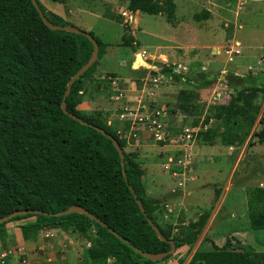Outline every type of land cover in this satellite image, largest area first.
<instances>
[{"label":"trees","instance_id":"16d2710c","mask_svg":"<svg viewBox=\"0 0 264 264\" xmlns=\"http://www.w3.org/2000/svg\"><path fill=\"white\" fill-rule=\"evenodd\" d=\"M50 1L65 5L70 0ZM121 1L132 14H165L168 20L175 17L174 0ZM37 2L50 22L67 26L62 17L47 11L40 0ZM203 16L208 19L210 13ZM120 19L113 20L123 26L122 46L137 48L139 44L130 27ZM89 34L99 44V57L73 83L66 98L67 110L115 138L123 149L125 168L112 140L71 119L62 110L67 86L91 58L93 43L82 35L49 29L32 0H0V219L15 211L41 212L14 217L1 224L0 238H6L7 226L14 223L25 241L45 231L83 237L89 245L84 250L86 264H155L158 262L147 260L135 248L159 254L169 251L171 245L159 239L136 200L141 201L147 217L164 237L175 242L176 250L197 242L208 216L181 227L176 234L164 229L157 219L162 200L147 195L139 155L126 150L119 127L114 130L102 114H88L80 109L107 47L94 34ZM173 67L178 66L161 65L152 74L194 88L195 91H180L175 104L185 120L197 117L192 127L202 126L197 135L198 144L243 146L261 113L264 69L255 75L229 73L224 82L241 90L230 103L205 107L207 113L200 124L206 102L203 105L198 102L197 92L214 88L219 75L201 72L190 77L175 72ZM134 73L142 74L138 80H132L139 83L147 71ZM109 77L117 78L115 74ZM100 87L103 91L110 89L109 85ZM167 108L174 116L171 106ZM212 119L217 125L210 126ZM259 123L261 129L254 137L264 145V114ZM72 206L82 207L95 219L81 214L57 215ZM247 206L250 228L264 230V188L248 192ZM209 242L210 248L197 251L190 264H264V251L243 247L235 237H227L222 246Z\"/></svg>","mask_w":264,"mask_h":264},{"label":"rangeland","instance_id":"374dc122","mask_svg":"<svg viewBox=\"0 0 264 264\" xmlns=\"http://www.w3.org/2000/svg\"><path fill=\"white\" fill-rule=\"evenodd\" d=\"M40 2L47 11L62 17L67 26L87 33L91 32L107 45L98 65L106 72L126 76L130 73L132 61L136 62L138 56H141L145 62L148 61L150 68H160L161 65L166 64L182 66L185 68L183 74L190 77L205 72L218 74L222 78L224 72L229 70L238 75H248L257 74L264 69V41L259 45L258 50L249 56L242 50L243 44H241V35L245 36V39L251 37L247 41L248 44L263 39L264 0H174L176 11L172 20H168L165 14L151 16L138 13L132 16L127 4L121 0H70L65 5L50 0H40ZM205 13H210L208 19L204 18ZM107 17L121 18L122 23L128 24L139 46L135 49L123 47V26L115 20L104 19ZM110 75L114 74H108ZM141 75L131 74L130 78L138 80ZM223 88L221 82L219 89L224 91ZM182 90H194V88L184 83L169 81L163 83L158 90V103L162 106H171L174 111L170 121L172 135H176V132L184 126H192L197 119L190 117L185 120V116L176 111L175 103ZM231 90L232 101L241 88L231 87ZM197 93L198 102L203 105L210 98L211 88ZM260 106L259 119L250 138L243 146L200 145L202 148L199 151L205 154L198 155L195 152L197 156L194 158L193 169L198 170L197 158H205L201 161L207 163L208 168H200L195 173L198 180L194 183L189 182L185 188L183 186L180 188L177 182L171 183L169 180L170 190L161 199L162 204L157 213L159 224L176 234L181 227H187L202 217L208 216V219L194 245L176 250L169 259L155 264H190L197 251L210 248L209 241L222 246L229 236L236 237L243 247H251L257 252L264 251V230L254 231L250 228L247 206L248 192L258 187L264 188V145L259 144L254 137L261 129L259 121L264 114V95H261ZM205 107L204 105L205 111L200 124L203 123L207 113ZM122 109L115 110L114 118L103 117L107 123H111L114 130L116 127L118 129L114 120H117ZM94 113L102 114L98 111ZM215 125L217 122L212 119L210 126ZM207 128L208 126L205 127ZM119 136L124 138L123 135ZM129 153H137V150ZM155 164L158 175L164 176L161 162ZM147 171L150 172L149 169ZM151 179L147 176L145 180L149 195L161 198L163 194L157 193L158 190L152 185ZM228 183L230 185L227 190ZM172 189L174 192H171ZM224 193H227V196L220 207L221 213L213 221L211 216L214 207L219 206ZM201 196L202 203L195 202ZM196 204L200 205V209L195 207ZM237 218H240L239 224L236 223ZM229 221L233 224H229ZM243 225L246 226L247 233H236V235L232 233L237 230V226ZM241 230L245 229L240 228L239 231ZM76 236L74 238L79 247L76 255L79 256L81 250H86L89 245L83 237ZM71 239L73 238L63 239V242L69 246ZM66 249L67 247L64 248L65 251ZM42 252L36 250L40 258H44L47 264H52L54 256L51 252L48 250Z\"/></svg>","mask_w":264,"mask_h":264},{"label":"crops","instance_id":"0c3cea01","mask_svg":"<svg viewBox=\"0 0 264 264\" xmlns=\"http://www.w3.org/2000/svg\"><path fill=\"white\" fill-rule=\"evenodd\" d=\"M244 3V1H242ZM138 14V13H136ZM133 16L134 14L131 13ZM106 20L114 21L112 17H107L104 18ZM235 33L237 34L238 32L236 29L234 30ZM235 36V35H234ZM237 36V35H236ZM248 39H251V37L245 39V36L241 35V44H243V51L249 56L252 55L253 53L258 50L259 45L263 43V39L260 38L259 40H254L251 44H248L247 41ZM246 43V44H244ZM239 45V44H238ZM239 52V51H237ZM135 62L132 61L130 65V73L126 76L122 75H117L116 73L113 72H106L102 70V66H99L97 68V71L95 73V79L92 83H90L86 90L87 92L85 93L83 103L80 106V109L88 114H93L95 111L101 112L102 117L104 118H114L115 116V110L117 108H125V107H132L136 106L137 100L139 97V92L137 89H135L132 78H130L131 74H135L134 72L136 70L133 69V65ZM126 65V63H124ZM263 69H261L262 71ZM147 71V70H146ZM148 72V71H147ZM255 72V71H254ZM260 72V71H259ZM225 75L221 78L219 77L218 81L219 84L221 82L223 83V87L225 88L228 86L229 91L232 93L231 86L227 84L226 82H223L226 76L229 73H233L230 70L224 72ZM108 74H115L117 75L116 80L113 78L109 77ZM147 74V73H146ZM237 76H245V75H238L236 73H233ZM255 75V73H252ZM221 81V82H220ZM115 83V84H114ZM138 83V82H136ZM101 85H109L110 89L107 91H103V88H101ZM100 87V88H99ZM138 88V87H137ZM231 101V99L229 100ZM172 116L169 121H171ZM114 123L116 126L119 128H122V124L120 121L115 119ZM109 125L111 123H108ZM179 132V131H178ZM176 132V134L178 133ZM250 138V137H248ZM124 141L126 143V150L128 152H132V150H137V153L139 155V163L141 164L142 169L145 172V175L143 177V181L145 186L147 185L145 183L146 177H150L152 185L155 186V188L158 190L157 193H162L163 196L161 198H154L149 195V191L146 186V192L147 195L151 198L154 199H163L169 192V180L171 183L177 182L178 186L181 188H185L187 184L194 183L198 179L195 176V173L200 169V168H208V165H206L202 160H205V158H197V168L193 169V164H194V158L198 155L205 154L201 153L199 150H201L202 145L200 147V144H198V140L196 138L192 148H191V153L193 155V160H192V165H190L186 170L183 169V167L177 166V161L179 158H181L184 155L183 149L180 147H177L172 144H157L154 141H152L148 136L143 137L139 143H136V141H129L127 138H124ZM197 152V153H195ZM160 161L161 164V171H163L164 176L158 175L155 167L157 164L156 162ZM204 163V164H202ZM171 165L170 171L165 170L166 165ZM202 164V165H201ZM201 166V167H200ZM204 166V167H202ZM148 168L150 172H148L146 169ZM150 173V174H148ZM173 173H177V177H173ZM192 174L194 176H192ZM229 182V181H228ZM180 184H182L180 186ZM230 183H228L227 190L229 187ZM194 187V186H193ZM217 189V188H216ZM171 192H174V189H172ZM222 194V193H221ZM225 194V193H224ZM190 195V194H189ZM227 193L222 196V199L219 202V206L217 208L214 207V211L212 213L211 219L213 217V221L219 216L221 213L220 207L223 205L224 200L226 199ZM221 198V195L220 197ZM218 198V199H219ZM217 199V200H218ZM197 203H202V196L196 199ZM216 200V201H217ZM196 208L200 209V205L196 204ZM173 211L171 210V213ZM238 216H235V218ZM25 223V222H23ZM236 223H240V218H237ZM229 224H233L232 222L229 221ZM236 225V224H234ZM237 230L232 231L233 234L236 235L238 234H245L246 232V226H237ZM249 227V226H247ZM240 228H243L245 230H240ZM236 231V232H235ZM51 234L53 236H51ZM48 235H50L48 238ZM6 238H0V249H5L6 251H11L12 255L8 258L7 264H47L44 261V258H40L36 250L39 249L41 251L48 250V252H51V254L54 256L53 263L52 264H86L85 260V251L84 249L81 250L82 257L80 255H76L77 251L79 250V247H77V241L74 238V235L66 234L63 232H40L39 234L34 235L31 239L28 241H25L22 238L20 228L18 224H9L7 226V231H6ZM71 239L70 245L65 244L63 239ZM236 238V237H235ZM215 243V242H214ZM217 244V243H216ZM218 245V244H217ZM220 246V245H218ZM67 247L66 251L64 248ZM42 252V253H43ZM64 255H63V254ZM78 256V257H77Z\"/></svg>","mask_w":264,"mask_h":264},{"label":"built area","instance_id":"2783aa9c","mask_svg":"<svg viewBox=\"0 0 264 264\" xmlns=\"http://www.w3.org/2000/svg\"><path fill=\"white\" fill-rule=\"evenodd\" d=\"M231 53L229 52V54ZM166 65L168 66L169 64ZM153 70H156V67L148 69L146 76L140 79L139 83L135 82L134 87L140 95L136 106L125 107L119 114L118 118L122 128H119L118 133L129 141H136V143H139L143 137L148 136L157 144H172L182 148L184 155L178 159L177 166L186 170L192 165L193 155L191 148L202 127L201 125L198 127L184 126L176 135H172L169 124L172 115L167 106L160 105L157 100L160 86L169 81L163 75L154 76L152 74ZM173 70L177 73L185 72V68L182 66L175 67V69L173 67ZM219 86L220 84L218 83L214 88H211L210 98L205 101L207 108L231 99V92L228 86L223 88L224 91L220 90ZM170 169V164L165 166L166 171H170ZM172 176L177 177L178 174L173 173ZM11 255V251L0 250V264H5Z\"/></svg>","mask_w":264,"mask_h":264},{"label":"water","instance_id":"95a60500","mask_svg":"<svg viewBox=\"0 0 264 264\" xmlns=\"http://www.w3.org/2000/svg\"><path fill=\"white\" fill-rule=\"evenodd\" d=\"M32 3L34 5V7L36 8V10H38L41 18H42V21L44 22V24L51 30L53 31H64V32H68V33H73V34H76V35H82L86 38H88L92 43H93V46H94V51L92 53V56L91 58L89 59V61L87 62L86 65H84L74 76L73 78L71 79V81L69 82L68 86H67V90L65 92V97H64V100L62 102V110L63 112L68 116L70 117L71 119L75 120V121H78L79 123H81L82 125H85V126H88V127H91L93 128L94 130H96L97 132L101 133L102 135L104 136H107L110 140H112L113 142V145L114 147L116 148V150L118 151V154L120 156V159L122 161V164H123V168H125V155H124V152H123V149L120 147L119 143L117 142V140L115 138H113L112 136H109L107 135V133L97 127V126H94L92 124H89L85 121H82L80 118H78L77 116L75 115H72L70 112H68L67 110V104H66V98L69 96L70 94V91H71V88H72V85L73 83L80 77L82 76L85 72H87L95 63L96 61L98 60V57H99V44L97 43V41L87 32H84V31H81L77 28H73V27H69V26H61V25H55L53 24L52 22H50L46 17L45 15L43 14V12L40 10L39 8V5H38V2L37 0H32ZM133 69L136 70V71H141V70H148L150 69L149 67V64L147 62H145L142 58L139 59V56L136 58V62L134 63L133 65ZM124 177L125 179L127 180V175L126 173L124 172ZM132 193H134L132 187H130ZM134 198L136 199L137 196L134 194ZM137 201V204L141 210V212L144 214V216L147 218V221L148 223L150 224V226L152 227V229L156 232V234L158 235L159 239L163 242H167V243H170L171 245V249L167 252H164V253H147V252H144L142 250H139L137 248H135V251L137 253H139L141 256L145 257L147 260L149 261H152V262H161L162 260H164L166 257L172 255L175 253L176 251V245H175V242L174 241H170V240H167L164 235L161 233V231L158 229V227L153 223V221L151 219H149L147 217V214L145 213V209L141 203L140 200H136ZM30 213H35V214H41L40 211H15L13 213H11L10 215L6 216V217H3L0 219V225L11 220L12 218L14 217H18V216H24V215H27V214H30ZM71 214H81V215H85L87 217H89L90 219H95L93 215H91L87 210L83 209L82 207L80 206H72L70 207L68 210L66 211H63L61 213H58L57 215L58 216H68V215H71ZM124 242L128 243L126 240L122 239Z\"/></svg>","mask_w":264,"mask_h":264},{"label":"bare ground","instance_id":"6f19581e","mask_svg":"<svg viewBox=\"0 0 264 264\" xmlns=\"http://www.w3.org/2000/svg\"><path fill=\"white\" fill-rule=\"evenodd\" d=\"M141 58V56H139V59Z\"/></svg>","mask_w":264,"mask_h":264}]
</instances>
